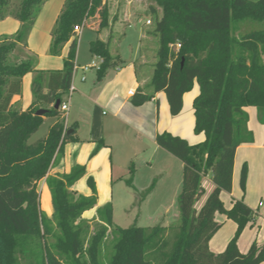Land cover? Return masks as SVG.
Here are the masks:
<instances>
[{
  "label": "trees",
  "instance_id": "trees-1",
  "mask_svg": "<svg viewBox=\"0 0 264 264\" xmlns=\"http://www.w3.org/2000/svg\"><path fill=\"white\" fill-rule=\"evenodd\" d=\"M47 0H19L14 11L11 0H0V20L8 15L20 23L13 38L0 41V264H18V254L30 253L33 264H101L99 247L108 229L117 234L114 252L108 264H261L264 242L254 239L242 254L237 241L254 212L243 199L232 200L226 209L220 198L229 191L235 150L251 143L246 107H254L264 117V29L250 30L237 36L240 22L264 23V0H153L148 8L153 25L148 34L157 39L153 73L149 82L153 93L164 92L169 112L182 110V97L192 90L194 128L204 141L189 145L169 133L158 134L156 144L182 163V187L178 197L180 224L177 226L120 228L113 224L112 207L96 209L98 230L84 245L83 233L88 222L85 211L96 206V190L91 178L87 184L91 196L84 197L70 188L85 176L84 167L73 165L60 178L48 172L63 155V146L76 141V130L66 132L62 119L53 124L44 139L28 144L43 124V117L59 118L53 108L62 103L73 77L77 37L73 27L98 15V30L108 26L107 0H66L51 31L49 54L59 55L70 42L63 68L56 71L34 69L35 57L13 60L11 54L26 48L34 19ZM179 45V48H175ZM89 52L101 60L96 71L101 81L109 69L118 65L109 43L99 39L89 43ZM34 73L32 103L25 111L13 108L12 99L21 94V80ZM151 95L134 92L131 103L140 105ZM44 107L42 116L35 113ZM264 121V120H263ZM100 144H97L95 151ZM131 184L134 173L129 167ZM210 175L214 189L198 212L194 205L204 194L202 178ZM51 196L52 219L58 234L54 242L49 218L40 209L38 183L44 179ZM247 166L240 171L239 186L244 193ZM151 185L141 198L150 193ZM222 214L236 229L225 249L214 254L209 241L220 229L215 215Z\"/></svg>",
  "mask_w": 264,
  "mask_h": 264
},
{
  "label": "crops",
  "instance_id": "crops-1",
  "mask_svg": "<svg viewBox=\"0 0 264 264\" xmlns=\"http://www.w3.org/2000/svg\"><path fill=\"white\" fill-rule=\"evenodd\" d=\"M65 1L59 0L61 4L58 10H54L57 8L56 5H52L55 4L53 3L54 0L45 1L34 19L27 38L25 51L29 56L35 57V70L56 71L63 68L70 42L66 43L60 54L56 56L49 54V48L51 44V31L55 26L56 19ZM133 1L107 0V6L109 8L108 26L103 30H98V15L88 19L91 21V25L89 24L85 29L98 34L100 37L98 38L99 40L109 43L110 53L113 57L118 58V65L109 69L104 78L98 81L96 71L101 60L92 56L89 52L90 64L79 66V56L76 49L73 77L77 71H80L81 75L79 80L83 84L74 85L72 77V85L75 91L72 93L73 99L71 103L69 102V110L67 113V127H75L76 141L66 143L63 146V155L59 160V164L51 168L48 175L56 173L67 174L73 165L84 167L85 176L79 179L70 190L78 195L89 197L91 196V189L87 184V179L91 178L94 182L96 206L82 214V219L89 221V223H92L94 220L98 221L96 214L97 208L103 207L106 204H112L113 188L118 186L121 191L124 190L126 192L124 200L125 211H127L128 220L131 222L133 219V225L151 227L158 223L157 225H161L162 227H170L171 225L166 223L165 215L162 212L164 209L166 213V204H158L157 210L152 217H143L142 214L143 206L152 201L154 192L161 193L162 197H165L166 193H168L167 196L168 198L170 197L169 201L171 202L178 195L181 185L182 163L161 149L156 144L155 138L158 134L169 133L185 140L191 146L204 141L203 134L196 135L193 132L195 119L192 103L199 93V87L194 82L192 90L183 95L182 110L176 116H172L169 112L165 93L152 92L149 82L153 73V64L156 60L157 39L148 34L151 30L150 28H144V26H151L149 19H146L143 24L144 26L138 29L136 44L127 47L129 48L128 56L126 58L123 56L122 44L128 35V30L136 27L141 17V13H136L132 10L131 3ZM149 5H152V3H149ZM147 21L150 24H147ZM0 24L4 25L0 28V37L12 36L20 27V23L12 15H8L0 20ZM84 68L88 69L84 70ZM91 69H94L95 75L86 84L84 75ZM33 78L34 73H28L22 78L21 94L14 96L12 99L14 109L25 111L31 105ZM138 89L142 93L151 95L152 97L143 104L133 105L131 103L132 96L129 95V91L135 92ZM96 108L106 109L110 114V118L107 120L97 119L94 115ZM40 109L45 110L44 107ZM244 111L248 115L247 128L251 133L252 142L241 144L236 148L233 158L232 179L234 186L235 176L238 170L239 181L241 168L246 164V192L244 191L243 198L236 197L233 192L230 193V195L234 196L232 200L243 199L244 203L255 214L254 220L246 226L237 241L238 250L242 254L247 251L250 243L254 239L259 242H264V203L259 201L257 204H252L247 195V192L253 185L251 167L255 154L256 158L259 155L261 157L259 152L264 150V117L260 121L261 112L254 107H246ZM46 119L47 117H43V122ZM57 120L58 118L54 117L51 126ZM259 141L260 145H257ZM114 142L117 145H121L124 154H126L121 169L120 167L117 169L114 167L115 164L112 159ZM97 144H100V147L93 154ZM149 146L151 147L149 148ZM141 152L144 153L140 156V167L136 168L133 161ZM154 161L155 166L153 165ZM131 165L133 166L134 173L131 178V184L129 185L127 180L130 178L129 167ZM204 180L209 184L212 183L210 175H207L202 178V188ZM151 185H153L152 191L139 199V202L135 204L133 202L137 200L135 194L144 193ZM39 189L40 192L45 189V198L42 206L40 198V209L50 218L53 209L50 192L45 184V178L38 183L37 190ZM213 189L214 186L206 193L203 188L205 195L200 197L195 203L194 209L196 212L203 206ZM256 189H262L261 191H264V171L261 172L258 178ZM220 198L222 200L221 195ZM198 203L199 205H197ZM231 203L228 208H225L229 209ZM160 208L162 211L159 210ZM214 219L218 223L216 221V215ZM142 220L147 222L148 226L138 225V222ZM227 221L230 222V220ZM113 224L117 226L114 222ZM214 238L215 236L209 241V249L214 254L221 253L225 249L228 240H226L225 244L220 245ZM261 264H264V262Z\"/></svg>",
  "mask_w": 264,
  "mask_h": 264
},
{
  "label": "rangeland",
  "instance_id": "rangeland-1",
  "mask_svg": "<svg viewBox=\"0 0 264 264\" xmlns=\"http://www.w3.org/2000/svg\"><path fill=\"white\" fill-rule=\"evenodd\" d=\"M55 4L52 5H56L57 8H55L54 10H58L59 6H60V2L59 0H54ZM149 3H152V6L154 5V3L152 2V0H140V1H136L134 0L131 3L132 6V10L134 12H139L141 13V17H140V21L137 23L136 27H132L130 30H128V35L126 37V39L123 41L122 44V54L123 56L126 58L129 54V47L134 46L137 42V38H138V29L142 26H144V22L146 21V19H149V21L151 22V26H144V28H151L153 25V19H152V15L149 13L148 8H149ZM19 4V0H11V10L14 11L15 8L18 6ZM57 12V11H56ZM89 24L91 25V21L87 20V27L89 26ZM238 25L239 30H237V36H240L243 33H246L248 31H252V30H259V29H264V23H259V22H252L250 20H245L240 22ZM3 24H0V28L3 27ZM86 27V28H87ZM53 30V29H52ZM1 31V30H0ZM4 38H13L12 36H8V37H0V41L6 40ZM98 38H100L98 36V34L93 33L92 31H89L87 29H83L81 34L78 36V41H77V53H78V63L79 66L82 65H87L90 64L91 60H89V51H88V47H89V42L90 41H94L97 40ZM11 58H13V60H26L29 57V54L26 53L24 48L18 47L13 54H11L10 56ZM81 72L77 71L73 77V84L77 85V84H83L82 82H80L79 78H80ZM95 75V71L94 69L88 70L84 77H85V83L88 84L89 80ZM75 97V96H74ZM72 95L69 99V102L71 103L72 101ZM62 101L68 102V98L63 97ZM78 102V101H77ZM92 112V110H91ZM60 113V112H59ZM94 115L97 119H102V120H107L110 118V114L109 112L104 109V108H96ZM61 117V113L59 115V118ZM58 118V119H59ZM54 121V117H47V119L43 122V124L41 125V127L38 129V131L33 134L31 136V138L28 141V144H34L42 139L45 138V136L48 133V130L52 124V122ZM67 122H68V117H67ZM258 135V133H257ZM263 136H264V127H263ZM264 142V141H263ZM257 145H260V141L257 142ZM151 146H149L150 148ZM123 148H121V145H117L116 142L113 143V148H112V159L113 162L115 164V168H119L121 169L122 164H124V156L126 154H124V151L122 150ZM258 149V148H256ZM144 152L139 153L136 159H134V166L136 168L140 167V159ZM149 153V151H148ZM257 153V152H255ZM261 154V157L259 155L258 158H256V154H255V158L252 162V176H253V182H252V187L251 189L247 192V195L250 198V202L252 204L261 201L262 203H264V191L261 190H257L256 189V185H257V181L258 178L261 174L262 171H264V150H261L259 152ZM57 164H59V161H56L54 163V165L52 166V168L54 166H57ZM153 165L155 166V161L153 163ZM144 171V170H142ZM141 174V172H140ZM139 174V175H140ZM182 174V171H181ZM63 174L60 173H56V174H52V175H48L49 177H57L60 178ZM238 175H239V170L235 176V184L233 186V179H232V175H231V184H230V190L229 191H222L221 193V197L224 203V207L228 208L230 206L231 200L233 199V195H230V193H234V195L236 197L239 198H243V192L240 189L239 186V181H238ZM45 184H46V180H45ZM47 186V184H46ZM214 184L213 182L211 184L207 183V181H203V188L205 190V192H209V189L212 187L213 188ZM181 187H182V175H181V185H180V190L178 195L176 196V198L173 201H169L170 197L168 198V193H166L165 197H162L161 193L159 192H154L153 194V198L152 201L149 202V204H145L143 206L142 209V214L143 217H152L154 216V212L157 210L158 204H166L165 206H167V211L165 213V210L160 208L159 210H161L163 212V214L165 215V221L168 225L171 226H176L180 224V213H179V204H178V197L179 194L181 192ZM39 193V197L41 198V206L44 203V194H45V189H43V191L40 189L37 190ZM124 190H120L118 186H115L113 188V201L111 204L112 207V221L120 228H127L133 225V222L131 220V222L128 220L127 218V211H125V205H124V200L126 197V192ZM246 192V191H245ZM128 194V193H127ZM141 195L142 193H137L135 194L137 200L133 201L135 202V204H137L139 202V199H141ZM205 195V193L201 196L203 197ZM245 195V194H244ZM167 197V198H166ZM166 201V202H165ZM132 203V202H131ZM199 205V203L197 204ZM130 210V209H128ZM98 218V217H97ZM49 228L51 229L52 235L47 237V241L46 243L48 245L53 244L54 242V238L53 235H57L58 232L55 229V224H54V220L52 219V217L49 218ZM216 221L218 222V224H222L221 228L217 231V233L214 235L215 241H218V243L221 244H225L226 240H230L235 232V223L230 221L228 222L227 220H225V217L222 214H216ZM87 229L86 231L83 233V241H84V245L87 246V244L89 243V239L90 237L95 233L96 230L99 229V227L101 226L100 223H98L97 221H93L92 223H89V221H87ZM141 226H148V223L145 221H141L138 222V225ZM158 223H156L157 225ZM152 227V226H151ZM245 237V236H244ZM117 239V234L112 232V229H108L107 233L99 247V257L98 260L101 264H108L111 256L113 255L114 252V243ZM18 264H33V262L35 261L34 258L30 255V253H26V254H18Z\"/></svg>",
  "mask_w": 264,
  "mask_h": 264
},
{
  "label": "built area",
  "instance_id": "built-area-1",
  "mask_svg": "<svg viewBox=\"0 0 264 264\" xmlns=\"http://www.w3.org/2000/svg\"><path fill=\"white\" fill-rule=\"evenodd\" d=\"M147 24H150L149 21H147ZM87 27V20H84L82 22L81 25H76L73 27V37H77L81 34L82 30L85 29ZM175 48H179V45H175ZM88 68H84V70H86ZM75 91L74 86L70 85L65 97L68 98V102L62 101V103L59 105V112L61 113V119L63 120V124H64V131L63 134L66 132V130L68 129L67 127V113L69 110V99L72 95V93ZM134 92L133 91H129V95L133 96Z\"/></svg>",
  "mask_w": 264,
  "mask_h": 264
},
{
  "label": "water",
  "instance_id": "water-1",
  "mask_svg": "<svg viewBox=\"0 0 264 264\" xmlns=\"http://www.w3.org/2000/svg\"><path fill=\"white\" fill-rule=\"evenodd\" d=\"M59 105H60V101H56V103L54 104L53 108L55 110H57L59 108ZM45 110L43 109H39L36 113H35V116H42L44 114Z\"/></svg>",
  "mask_w": 264,
  "mask_h": 264
}]
</instances>
